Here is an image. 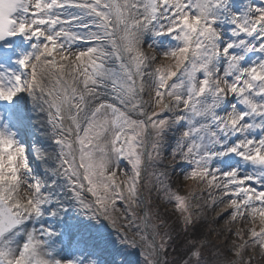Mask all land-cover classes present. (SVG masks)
Returning <instances> with one entry per match:
<instances>
[{"label": "snow or ice", "instance_id": "1", "mask_svg": "<svg viewBox=\"0 0 264 264\" xmlns=\"http://www.w3.org/2000/svg\"><path fill=\"white\" fill-rule=\"evenodd\" d=\"M229 5L230 0H0V41L24 34L44 41L18 61L26 78L0 73V101L11 103L27 92L47 107L59 147V169L52 174L66 178L70 196L82 209L114 228L122 218L128 221L122 227L135 226L139 234L142 219L145 229L151 227L160 236L157 245L140 234L154 256L166 251L167 234H160L163 224H153L151 214L140 217L136 212L145 164L140 148L150 144L158 155L176 119L190 125L183 132L186 144L177 153L194 165L185 179L218 190L221 202L228 197L231 222L247 219L254 225L259 220V230H248L249 240L241 231L235 233L241 241L235 256L241 257L249 243L264 251V190L252 186L264 183V58L244 63L250 53L264 54V7L249 5L233 12ZM67 9L77 11H60ZM221 22L234 26L231 35L237 39L221 43ZM150 28H158L157 34L174 33L181 42L162 54L174 63L158 64L157 56L143 51L140 38ZM76 42L90 46L73 50ZM112 60L115 66H110ZM100 89L110 99L98 100ZM229 97L236 103L219 113ZM181 107L184 115L177 116ZM236 134L242 138L234 145L213 151L223 147L221 136ZM228 154L250 164L253 173L241 176L236 168L220 172L210 167L214 157ZM122 159L131 166L123 178L118 176ZM147 159H153L151 152ZM31 171L17 133L7 125L0 128V264H75L55 259L47 249L44 237L52 235L50 229L21 233L28 220L44 215L54 196L53 185ZM163 190L184 225L191 226L195 213L189 197L168 186ZM85 191L92 201L84 198ZM119 202L126 208L121 218L114 215L121 211ZM21 234L25 239L18 244ZM150 264L159 261L150 258Z\"/></svg>", "mask_w": 264, "mask_h": 264}, {"label": "rangeland", "instance_id": "2", "mask_svg": "<svg viewBox=\"0 0 264 264\" xmlns=\"http://www.w3.org/2000/svg\"><path fill=\"white\" fill-rule=\"evenodd\" d=\"M255 1L230 0L229 7L233 12H238L240 9L245 10L249 5L254 6ZM76 11V9H73L71 12ZM227 25L231 26L227 22H221L217 25L222 34L230 32L231 28H228ZM232 27L234 26L232 25ZM73 31L84 32L87 30L73 27ZM158 31V28H150L144 32L141 43L142 49L150 56H157L156 63L158 64L174 63L171 60H164L162 54L175 49L181 42L174 38V33L166 36L164 34L167 33L157 34ZM224 41H221V43L223 44ZM87 46L90 45L76 42L72 47L73 50H76L86 48ZM32 52H34L33 47L27 50L26 54ZM15 55L12 58L11 64L0 66V73L5 75L13 73L21 74L26 78L25 70L18 63L21 57L20 51H17ZM115 63L114 60L110 61V66H115ZM221 69H223V62H221ZM99 92L100 96L97 98L98 100L110 99V95H106L104 89H100ZM144 98L148 100L149 96L145 95ZM5 102L7 101H0V128L7 125L9 129L17 133L18 141L26 149L29 166L32 170L31 175L37 179H42L49 185H53L51 190L54 193L52 202L45 205V214H47L44 217L41 216L28 220L21 229V233L32 230L38 233L49 229V223L44 218L51 216L55 220L53 224H57L58 226L53 231L55 236L49 242H46L45 239V242L47 249L57 260H71L75 264H150V258L156 260V256L151 254L152 250L147 247V243H151L153 239L149 238L146 231H149L148 233L155 238V243H158V245L160 243V236L156 235L151 227L145 229L142 219L137 222L140 224L139 234H137L135 226L127 230L131 234V238L136 240V245L130 242L124 245L126 242L123 243L119 239L117 244L113 246L111 244L113 240H111V232L115 230H110L108 225L107 228L106 224L100 221L99 216L93 217L79 206L70 196L69 185L63 175L52 174L53 169H59V160L57 159L59 147L54 143L53 130L48 123L47 107L41 105L39 101H36L27 92H22L13 99L12 119H8L9 116L5 110ZM235 103L236 99L233 97V101L230 104L233 105ZM230 108L231 106L229 105L228 109H223L219 113L223 114L229 111ZM151 110L150 108L149 111ZM176 115H184L182 107ZM167 116H173V113H167ZM189 127L190 125L186 120L176 119L175 123L165 132L164 138L160 143L159 154L157 155L156 152H153L152 148L150 149L153 163H149L145 181L142 182L141 176L139 185V199L142 203L136 209L137 215L141 217V206L143 204L141 186L144 183L145 213H149L154 217L152 220L153 224H157V217L166 223L167 221L163 215L164 212L177 209L175 202L169 200L168 195L163 190V186L170 187L172 192L188 196L193 205L192 210L195 213L193 224L191 226L184 225V234L174 245L168 239V237L172 238L170 232L167 231L168 229H163L165 227L164 223H162L163 227L159 228L162 231L161 235L167 234L165 236L167 241L166 251L160 252L159 264L174 263L176 254L189 251L192 246L204 248L205 251H208L206 252L209 253L208 258L204 257V260H208L209 264H264V251L258 246L252 247L251 243L243 251L241 257H237L234 254L235 245L241 243L235 233L239 230L243 233L244 239L249 240L248 230L253 226L259 230V220L257 219L254 225L247 219L231 222L232 209L227 207L228 197H223V202H221L222 194L218 190L209 188L206 184L185 179V175L192 170L194 165L182 159L177 153L180 151V145L186 144L183 132ZM253 135L258 136L259 133H253ZM233 138L234 135L221 136L220 139L223 147L218 145L213 151H224L227 147L234 145L242 136L235 140ZM144 146H141V152H143ZM210 167L213 170L219 169L220 172L241 167L243 169V171L239 172L241 176L253 173V167L242 161L235 154L214 157L210 161ZM125 172L130 174L131 166L126 159H122L119 163L118 176L123 178V173ZM161 173L164 175L161 176ZM257 184H252V186L258 190H264V183ZM84 198L90 201L85 192ZM117 207L121 211L114 213V215L117 218H121L124 211H126L125 205L123 202H119ZM53 212H55V215L51 214ZM179 214H181L180 211ZM119 222L120 225L128 223L127 220H123L122 218ZM61 231L66 232L69 238L62 239ZM140 234L147 236V243L140 239ZM157 236L159 239H157ZM16 239L18 244H22L25 236L21 234ZM118 243L121 245L119 246ZM76 256L81 258V261L78 263L75 261ZM195 261H199V264H208L201 260Z\"/></svg>", "mask_w": 264, "mask_h": 264}, {"label": "trees", "instance_id": "3", "mask_svg": "<svg viewBox=\"0 0 264 264\" xmlns=\"http://www.w3.org/2000/svg\"><path fill=\"white\" fill-rule=\"evenodd\" d=\"M163 215L167 222L164 223L163 220H161L160 218H157L156 223L157 224L164 223L165 227H163V229H166V230L168 229L167 231H169L170 235L172 236V238H170L171 244L174 245L179 239H181L182 234H184L182 216L175 209L168 210L167 212H164ZM117 226H120V222H118ZM127 230H130V229H125V232L129 233V231ZM159 232L160 234H162L161 230H159ZM113 237L124 241V238L121 235L114 234ZM157 239H159L158 236H157ZM159 242H160V239H159ZM195 247L196 246H192L189 249V251H186V252L183 251V252L176 254L175 261L172 264H193V263L199 264L198 260H201L203 262L205 261V263H208L207 262L208 260H204V257L208 258L209 253H206L208 251H205L204 248H199V247L195 248ZM191 250L192 252L194 251L199 252L200 253L199 257L193 256ZM195 260H197L198 262H196Z\"/></svg>", "mask_w": 264, "mask_h": 264}, {"label": "bare ground", "instance_id": "4", "mask_svg": "<svg viewBox=\"0 0 264 264\" xmlns=\"http://www.w3.org/2000/svg\"><path fill=\"white\" fill-rule=\"evenodd\" d=\"M261 2H263L264 4V0H262L259 3H257L258 4L257 7H261L260 5ZM69 10L70 9L60 10V11L63 12V11H69ZM39 42L40 41H37V39L34 37L31 39H28L27 34L8 37V40L6 42H3L0 44V66L3 65L2 63H8L11 61L12 56L15 52V48L17 47L16 46L17 44L21 45L20 50H22V56L20 58H22L26 52V50L23 47L24 44H27L28 47H32L33 44L39 43Z\"/></svg>", "mask_w": 264, "mask_h": 264}, {"label": "clouds", "instance_id": "5", "mask_svg": "<svg viewBox=\"0 0 264 264\" xmlns=\"http://www.w3.org/2000/svg\"><path fill=\"white\" fill-rule=\"evenodd\" d=\"M140 42L142 43V37L140 38Z\"/></svg>", "mask_w": 264, "mask_h": 264}]
</instances>
